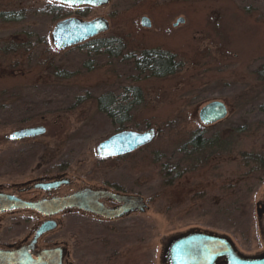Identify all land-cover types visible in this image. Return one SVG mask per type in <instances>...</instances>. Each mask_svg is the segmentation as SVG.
<instances>
[{"label": "rangeland", "instance_id": "374dc122", "mask_svg": "<svg viewBox=\"0 0 264 264\" xmlns=\"http://www.w3.org/2000/svg\"><path fill=\"white\" fill-rule=\"evenodd\" d=\"M69 10L68 17L107 18L109 31L94 39H115L121 55L79 45L58 51L51 33L62 19L50 15L0 21V152L24 122H49L37 141L39 162L67 158L70 175L117 181L150 208L113 223L63 217L49 238L68 242L70 264H162L165 241L195 228L228 236L244 255L264 254V0H111ZM144 49L174 53L182 67L165 77L138 72L129 56ZM131 87L142 91V102L125 126L154 127L157 136L129 165L106 169L97 145L120 129L99 98ZM215 100L228 116L205 126L199 111ZM26 104L41 110L8 115Z\"/></svg>", "mask_w": 264, "mask_h": 264}, {"label": "flooded vegetation", "instance_id": "af4514ba", "mask_svg": "<svg viewBox=\"0 0 264 264\" xmlns=\"http://www.w3.org/2000/svg\"><path fill=\"white\" fill-rule=\"evenodd\" d=\"M129 59L132 58L129 56ZM24 123L16 131L42 126L45 132L40 135L19 139H12V133L5 136L3 150L0 152V196L6 203L16 204L17 207L0 211V251L25 249L32 257L37 258L45 250L60 249L63 258L62 264H70L71 253L68 242H59L49 238L61 226V218L78 216L99 223H113L129 219L135 214H144L149 210L150 206L142 195L129 192L122 188L117 181L105 178L101 179L99 184H94L92 183L93 176L91 175L87 177L70 175L68 172L69 160L67 158H61L57 161L52 159L47 162H44V160L39 162L37 141L39 138L47 135V124L49 122ZM117 126H119L120 131L130 130L125 124ZM124 126L126 128H123ZM136 151L109 157H102L97 153V159L100 163H107L106 169L112 170V168L119 167L118 164H122V166L129 165V158ZM99 169L102 170L101 166ZM97 171L96 169L94 173H97ZM83 192H88L83 199L85 204L104 207L106 210H118L123 207L125 202L118 199L120 196L142 197L146 207H144V210L136 209L116 218H108L76 207L66 208L54 215L46 214L32 207L33 204L43 201L65 198ZM51 221L56 222V228L43 233L36 240L35 237L41 225ZM196 231L216 234L208 230L195 228L171 236L163 244L162 264H169L167 260V248L172 239ZM216 264H227L226 258L220 257Z\"/></svg>", "mask_w": 264, "mask_h": 264}, {"label": "water", "instance_id": "95a60500", "mask_svg": "<svg viewBox=\"0 0 264 264\" xmlns=\"http://www.w3.org/2000/svg\"><path fill=\"white\" fill-rule=\"evenodd\" d=\"M69 7H102L108 5L111 0H50ZM180 18L176 26L183 23ZM141 24L150 28L152 22L147 16L141 18ZM110 29V22L105 17H97L92 20H83L78 17H68L58 21L51 33L52 42L58 51H65L74 46L81 45L95 37L106 33ZM228 116V107L223 101L215 100L206 104L199 111V118L203 125L210 126L222 121ZM45 132L44 127L36 126L24 128L11 134L12 139L36 136ZM157 136L156 128L146 131L124 130L117 132L97 145V153L102 157L121 155L136 151L141 147L151 144ZM88 192L43 201L33 204L32 207L46 213L57 214L66 208L86 209L106 216L108 218L120 217L136 209L144 210L146 204L139 196L118 197L125 205L118 210H106L96 205H87L83 202ZM97 197V196H96ZM95 198V196H94ZM96 199V198H95ZM31 206V205H30ZM17 207L16 204H8L0 196V211ZM264 209L258 210L261 217ZM56 222L51 221L41 225L35 239L43 233L56 228ZM220 257H225L227 264H264V254L244 255L238 251L233 240L228 236L203 232H193L172 239L167 248V260L169 264H216ZM63 258L60 249L43 251L37 258L32 257L25 249L16 251H0V264H62Z\"/></svg>", "mask_w": 264, "mask_h": 264}, {"label": "trees", "instance_id": "16d2710c", "mask_svg": "<svg viewBox=\"0 0 264 264\" xmlns=\"http://www.w3.org/2000/svg\"><path fill=\"white\" fill-rule=\"evenodd\" d=\"M27 1L29 2V0H0V21L18 22L24 20L28 15H50L53 19L60 20L68 17L70 13L69 9L71 7L50 0L41 8L27 7L29 6ZM16 7H20V10L16 11ZM78 9V11H81L80 8ZM115 41V39H91L83 44L82 47L95 53L106 52L120 56V45L116 44ZM9 53L7 50L5 55H9ZM130 57L133 59L134 66L138 72H148L156 77L172 75L182 67V63L174 53L162 49H144L138 54L130 55ZM262 81L264 82L263 75ZM141 102L142 91L138 87H131L117 96L113 94L101 96L99 98V109L115 125H121L131 120L133 109ZM258 108L264 114V103L260 104ZM8 109V115L15 119L18 118L19 113L24 116L41 110L31 104H26L24 108L22 106H11ZM192 143L196 144L197 147L201 145L200 133H196ZM248 158L258 162L262 161L255 154H251Z\"/></svg>", "mask_w": 264, "mask_h": 264}, {"label": "snow or ice", "instance_id": "6c2138e0", "mask_svg": "<svg viewBox=\"0 0 264 264\" xmlns=\"http://www.w3.org/2000/svg\"><path fill=\"white\" fill-rule=\"evenodd\" d=\"M68 2H71V0H68Z\"/></svg>", "mask_w": 264, "mask_h": 264}]
</instances>
